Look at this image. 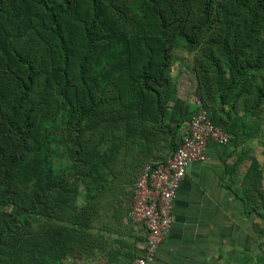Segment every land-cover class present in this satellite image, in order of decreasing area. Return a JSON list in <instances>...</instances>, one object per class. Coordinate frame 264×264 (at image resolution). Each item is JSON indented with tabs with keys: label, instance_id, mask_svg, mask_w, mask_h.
I'll return each instance as SVG.
<instances>
[{
	"label": "trees",
	"instance_id": "obj_1",
	"mask_svg": "<svg viewBox=\"0 0 264 264\" xmlns=\"http://www.w3.org/2000/svg\"><path fill=\"white\" fill-rule=\"evenodd\" d=\"M179 47L231 137L223 187L264 233L262 171L240 174L264 108V0H0V264L98 252L115 163L167 161L194 113L171 75Z\"/></svg>",
	"mask_w": 264,
	"mask_h": 264
},
{
	"label": "crops",
	"instance_id": "obj_2",
	"mask_svg": "<svg viewBox=\"0 0 264 264\" xmlns=\"http://www.w3.org/2000/svg\"><path fill=\"white\" fill-rule=\"evenodd\" d=\"M189 103H192L194 113L200 109L198 100ZM208 110L222 126L224 118L221 114L214 108ZM188 122L184 124L182 133ZM231 150L229 144L221 146L210 142L208 160L194 162L188 167L174 199L172 227L151 264H217L222 250L227 256L226 247L237 246L244 240L247 217L231 192L223 187L224 160ZM155 160L146 164L160 161ZM228 162H232V158ZM127 217L128 224H131L129 212ZM131 225V237L121 238L127 242V247L117 234L112 233L109 241L107 238L111 235L103 232L106 239L99 244V264H122L126 262L123 259L125 254L133 248L136 258L131 264H137V259L145 251L146 230L142 226Z\"/></svg>",
	"mask_w": 264,
	"mask_h": 264
},
{
	"label": "rangeland",
	"instance_id": "obj_3",
	"mask_svg": "<svg viewBox=\"0 0 264 264\" xmlns=\"http://www.w3.org/2000/svg\"><path fill=\"white\" fill-rule=\"evenodd\" d=\"M194 63H193V53L182 47L176 49L175 60L172 66L171 75L174 80V83L177 86V94L180 98L185 99L189 102L195 100L197 102V80L196 74L194 72ZM191 100V101H190ZM191 106L192 103H191ZM196 106V105H195ZM250 127L249 132L251 136L242 143V148L248 151V156L241 167L240 174L247 172L253 160L255 166H258L262 171V184H264V144H263V134H264V108L260 113V116L255 118H250ZM249 119V120H250ZM262 126L263 134L257 131V129ZM160 144V143H159ZM165 146L168 145V142L163 143ZM157 145V144H156ZM241 150V148L239 149ZM155 159V158H154ZM119 160V159H118ZM141 164L138 166V162ZM150 160H144L139 157H127V159H121L115 163V175L112 176L113 184L107 190V195L105 198L101 199L102 206L100 211L99 219L96 221V228L100 229L102 225L109 224L114 227L111 231H103L109 233L110 235L117 234L119 240L122 237H131V230L129 227L132 225L128 224L127 212L131 204L130 189L133 186V183L139 177L144 165ZM242 181V180H241ZM258 185V187L264 190V185ZM248 189L253 191L254 187L249 185ZM83 192V191H82ZM80 202L81 199H80ZM108 209V213H112L113 217L109 218L105 211ZM115 212H120L114 217ZM250 216V215H249ZM244 222L246 237L241 241L237 246H231L230 248H225L227 256L221 251L220 259L217 260V264H264V233L260 232V229L263 227L258 218L249 217ZM111 235L107 240L112 239ZM67 264H99V249L98 252L91 253L87 256V253L83 252L81 259L75 258L67 261Z\"/></svg>",
	"mask_w": 264,
	"mask_h": 264
},
{
	"label": "built area",
	"instance_id": "obj_4",
	"mask_svg": "<svg viewBox=\"0 0 264 264\" xmlns=\"http://www.w3.org/2000/svg\"><path fill=\"white\" fill-rule=\"evenodd\" d=\"M230 135L203 107L189 119L182 141L167 161L146 164L133 187L131 222L146 230L145 251L137 264H151L173 224L174 199L188 167L209 158L210 142L228 145Z\"/></svg>",
	"mask_w": 264,
	"mask_h": 264
}]
</instances>
